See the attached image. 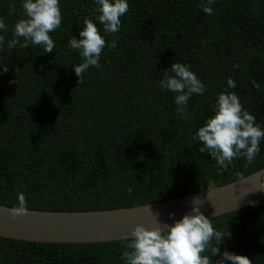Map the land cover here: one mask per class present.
<instances>
[{"label": "trees", "instance_id": "1", "mask_svg": "<svg viewBox=\"0 0 264 264\" xmlns=\"http://www.w3.org/2000/svg\"><path fill=\"white\" fill-rule=\"evenodd\" d=\"M127 2L119 32L105 36L102 68L90 67L78 83L74 67L82 58L68 41L81 39L86 18L103 35L96 0H59L62 21L49 33L52 53L31 43L8 47L23 18L24 0H0V18L7 25V31L0 30L5 37L0 46L1 206H18L17 194L23 192L28 210L124 209L226 185L264 168V139L253 162L239 157L226 170L193 139L225 89L238 95L264 129V0H214L212 15L200 7L207 0ZM114 36L117 46L109 49ZM173 62L190 64L206 85L203 95L189 99L187 120L176 113L175 93L159 85ZM229 77L234 89L228 88ZM212 223L225 236L231 233L213 262L227 250L264 264V199ZM124 243L0 237V264H125Z\"/></svg>", "mask_w": 264, "mask_h": 264}, {"label": "clouds", "instance_id": "2", "mask_svg": "<svg viewBox=\"0 0 264 264\" xmlns=\"http://www.w3.org/2000/svg\"><path fill=\"white\" fill-rule=\"evenodd\" d=\"M96 2L100 12L97 19L103 25V35L96 23L86 18L83 30L79 33L81 39L71 37L68 41L70 48L78 50L82 58V63L74 67L79 77L78 83L90 67L102 68L99 61L106 46L105 36L119 32L121 17L129 11L127 0ZM213 3L214 0H207V4H201L200 7L205 13L212 15L214 10L210 5ZM22 7L23 18L16 22L13 38L7 41L8 47L14 49L20 44L21 47L27 48L31 43L42 45L44 53H52L55 43L49 33L58 29L62 21L59 0H24ZM0 30L7 31V25L2 18ZM20 38H23V43H20ZM117 40L118 37L114 36L107 47L116 48ZM4 43L5 37L0 35V46ZM191 67L190 64L173 62L170 68L163 72L159 81L161 89L175 93L176 113L186 120L189 118L187 103L191 96L203 95L206 91V85L191 71ZM2 71L7 72L6 65ZM253 84L259 88L258 84ZM227 85L229 89L236 87L230 77ZM212 107L214 115L205 121L193 137L203 145L199 151L207 152L216 161L218 169L222 170H226L233 160L239 157H244L248 163L253 162L259 154L260 141L264 139V129L256 123L255 116L244 109L235 92L227 89L217 95ZM261 189L264 190V186H261ZM127 192L131 195L133 188L129 186ZM17 199L18 206L10 209L13 219L28 212L26 195L19 192ZM194 201L191 211L181 219L174 220L171 225L160 224L157 219L156 226L151 228L142 224L135 225L131 229V236L124 238V250L120 258L125 264H252L248 257L227 250L219 260L213 262L212 257L220 254L219 246L231 233L225 236L221 231L215 230L212 219L206 217ZM173 215L169 213L170 217ZM212 241H215V246ZM206 252L211 255L204 254Z\"/></svg>", "mask_w": 264, "mask_h": 264}, {"label": "water", "instance_id": "3", "mask_svg": "<svg viewBox=\"0 0 264 264\" xmlns=\"http://www.w3.org/2000/svg\"><path fill=\"white\" fill-rule=\"evenodd\" d=\"M264 168L218 187L162 202L124 209L84 212L28 210L13 219L0 205V237L46 244H88L123 240L137 224L146 228L171 225L189 213L194 201L209 219L236 211L264 199ZM173 213V216H169Z\"/></svg>", "mask_w": 264, "mask_h": 264}]
</instances>
